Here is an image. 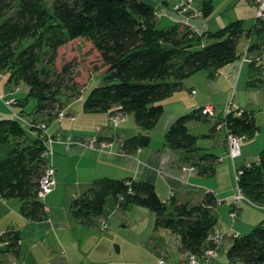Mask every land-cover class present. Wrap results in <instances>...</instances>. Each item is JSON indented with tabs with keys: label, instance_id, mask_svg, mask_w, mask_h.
Segmentation results:
<instances>
[{
	"label": "trees",
	"instance_id": "obj_1",
	"mask_svg": "<svg viewBox=\"0 0 264 264\" xmlns=\"http://www.w3.org/2000/svg\"><path fill=\"white\" fill-rule=\"evenodd\" d=\"M200 1V9L192 16L194 11L184 0L183 5H189L183 13L185 21L160 28L156 6L147 0H54L51 7L45 0H0V70L8 69L10 80L22 83L27 90L26 96L14 98L13 104L22 107L29 97L38 100L33 115L28 116L22 109L14 112L15 117L0 115V147H10L8 154L0 157V196L23 201L22 213L28 219L48 217L38 196L48 163L47 156H43L47 134L41 125L49 127L64 111L65 100L85 92L76 80L79 69L75 60H66L58 67L60 51L75 40L89 41L103 62L100 72L98 67L94 69L96 74L103 73V82L89 85L83 109L110 111L112 115L122 111L132 115L142 129L125 139L123 148L127 152L149 146L150 131L165 112L163 100L179 90L185 78L200 70H220L241 61L248 50L253 56L249 65L258 71L249 83L264 90V20L256 14L248 29L242 19H237L216 31L201 32L192 19L208 18L214 1ZM24 40L32 42L23 45ZM202 108L180 115L167 130L166 141L172 149L186 152L184 164L212 176L218 156L198 147V136L189 131L190 122L209 120ZM254 113L233 111L219 119L216 127L225 120L228 132L253 136L259 129ZM239 170L238 187L251 201L264 204V148L256 161L242 164ZM109 198L121 210L134 204L150 209L156 216V228L177 233L183 251L203 256L206 249L215 247L209 237L217 231L218 222L213 192H207L194 205L174 196L168 203L149 181L103 177L72 200L71 210L83 225L93 227ZM20 239L17 230L0 235L4 251L15 254ZM228 256L247 264L264 263V218L248 233L232 238Z\"/></svg>",
	"mask_w": 264,
	"mask_h": 264
},
{
	"label": "crops",
	"instance_id": "obj_2",
	"mask_svg": "<svg viewBox=\"0 0 264 264\" xmlns=\"http://www.w3.org/2000/svg\"><path fill=\"white\" fill-rule=\"evenodd\" d=\"M177 1L179 0H173V4ZM163 2L168 4L169 0ZM200 7L201 1L195 0L192 4L194 12H191L193 13L191 15L194 16ZM203 19L194 17L192 24L201 32L212 31V27L203 22ZM254 70L249 63L240 60L220 70L210 69V78L204 76L203 81L209 87L204 93L201 92L199 84L201 80L185 78L182 87L164 100L165 112L150 131L149 146L128 152L123 148L125 139L142 132V129L136 126V122H133L134 124L129 122L132 115L128 114L115 125L111 121L110 111L92 112L94 115L91 116V112L83 109L86 91L78 98L70 100V105L66 108L67 115L53 120L47 131L49 137L55 136L53 140L46 142L48 163L55 169V186L52 191L40 198L47 209L48 217L44 220L28 219L22 213L23 201L0 196V221L4 220L3 227L2 225L0 227V235L8 230H17L21 234L19 252L18 254L10 252L8 264H161L160 260L165 261L163 264H190L191 253L181 249L179 235L165 228L157 229L156 216L146 207L134 204L126 210H121L114 199L109 198L103 214L97 217L95 225L93 227L83 225L72 212L71 202L76 196L86 192L96 179L103 177L114 179L134 177L149 181L155 185L159 197L168 203L174 196L180 202L194 205L198 204L207 192H213L217 200L215 215L218 218L215 229L224 240L208 260L204 256L196 255V264H247L228 256L232 238L244 234L242 232L244 229H241L243 224L236 225L237 221L233 220L235 223L231 228L234 229L235 225L238 228L233 233L221 231L218 225V197L222 202L233 200L235 194L233 187L223 185V188L220 186L218 189L207 178H214L217 171H221L223 178L228 174L231 179L232 169L235 172V167L251 162L250 158L264 148V140L258 142L259 136L250 139L248 136L244 137L241 155L235 160L232 159L230 165L217 168L216 164L214 175L207 176L198 171L183 169L186 152L169 147L166 132L180 115L208 104L213 105L220 115L221 108H217L211 102L217 103L215 97L222 96L221 93L224 91L223 84L220 83L222 79L229 93L232 86H237L236 92L240 93L234 96L236 108L231 107L232 110L255 112L257 106L262 104V100L259 91L255 90L260 87H254L249 83V80L257 75ZM193 90H196V93H193ZM218 104L221 106V103ZM73 106H78V111L81 110L78 116L73 113ZM83 111L85 113L83 116H86L83 118L91 122L97 121L96 126H87L79 130L63 120L71 115L70 119L77 123ZM219 119L221 118L216 120ZM217 121L212 131L222 133L224 130L223 136L219 134V138L216 139L212 134L203 133L204 136L214 137L215 140L210 142L214 147H207L209 143L197 145L203 150H212V153L215 151L223 154L224 151L228 154L226 129L216 127ZM197 125L195 121L190 122L189 131L196 130ZM194 134L199 136L197 131H194ZM97 138L103 141L105 146L91 145V140ZM218 154L216 156L220 157ZM226 158L224 157L223 161ZM250 202L257 207H264L263 203ZM230 204L233 205L232 201ZM252 213L257 216V220L263 215L255 211ZM103 221L108 223L105 229L101 228ZM0 247L5 246L0 243Z\"/></svg>",
	"mask_w": 264,
	"mask_h": 264
},
{
	"label": "rangeland",
	"instance_id": "obj_3",
	"mask_svg": "<svg viewBox=\"0 0 264 264\" xmlns=\"http://www.w3.org/2000/svg\"><path fill=\"white\" fill-rule=\"evenodd\" d=\"M45 1L50 7L52 6L54 2V0H45ZM147 1L152 2L156 6L157 13H158L157 16L159 18L157 25L160 28L170 27L177 23H181L185 21L186 19V16L182 12L177 11V9L175 10L173 8V7L177 8L178 3L183 4L184 0H179L174 4H173V0H169V3H168L169 5L164 3L163 2L164 0H147ZM194 1L195 0L191 1L190 3L191 7ZM213 1H214V10L212 14L208 18L203 19V22L207 23L210 27H212L211 28L213 29L212 31H216L220 29L221 27H223L224 25H226L227 23L237 20V19H242L244 23V27L247 29L249 27H252V25L254 24L255 17L257 14V11H256L257 9L251 0H213ZM166 8H167V11H166ZM31 42L32 40H24L23 45H28ZM241 46H242V41H241L240 47ZM66 60H75V65L79 69V73L77 74L76 80L80 84L81 92L87 91L88 90L87 87H89V85H94V84L103 82L102 81L103 73H98V74L94 73L95 67H98V72L102 70L101 68H102L103 62L99 54L91 46V43L87 41L86 39L75 40L72 43L68 44L66 47H64L60 51L58 67L61 68L62 63L65 62ZM254 71L255 73H258V71L256 70ZM209 72H210V69H204L188 77V78H193L196 80H201L199 84H201L202 93H204V91L207 90V88H209L208 86H206V83L203 81L205 80V77H204L205 75L210 78ZM93 74H94L93 76L94 78H92L89 81L90 75H93ZM220 83L223 84V90H224L223 93H221L222 96L215 97L217 103L211 102V103H214V105H216L217 108H221L220 115H219V111H217V116L215 118L209 117L208 121H195V123L198 124L197 125L198 127L196 130L195 129L191 130V133L194 134V131L195 132L197 131V133L199 134L197 138V143L198 144L209 143L206 145L207 147H214L212 143L210 142L214 141L215 139L214 137L204 136L203 133L212 134L213 136H215L216 139L219 138L220 136L219 134L223 136L224 130L222 131V133H219L221 131H218V133H216V131H212V127L215 124V121H217L216 120L217 118L219 117L223 118V116L227 113L226 109L228 107H232L233 109L236 108V103L233 102L234 101L233 99L236 93H237V96L240 95L239 91L236 92L237 86H232L233 88L231 92L229 93L227 91L228 90L227 85L223 79L220 80ZM198 87L199 86H197V89H199ZM255 90L259 91V94L262 100L261 102L262 104H260V106H257V108L255 109V115H256L255 118L257 120L256 121L257 124L259 125V129L257 130L256 134H254L253 136H248V139L253 138L255 136H259L257 138L258 142H262V140H264V90L263 88H256ZM26 94H27V90L22 83L17 84V82L14 79L10 80V71L8 69L0 70V115L2 117H8V118L15 117L14 112H19L21 109L28 116L33 115V112L36 109L37 104H38V100L34 97H29L27 103L24 104L22 107H20L19 105L13 104V102L10 106H8L5 103V100L12 101V99L16 97L24 98ZM80 95L81 94L76 95L72 100L78 98ZM65 102H66L65 103L66 105H65L64 111L67 112L66 108L69 107L70 101L65 100ZM218 103H221V106ZM222 103H225V104H222ZM163 104H164V100H163ZM72 111L76 116H78V113L81 112V110L78 111V106H73ZM83 114H85L84 111L82 112V115L79 117L77 123H75L72 119H70L71 115H68L63 120L68 121L66 122V124H70L71 127L77 128L79 130L86 128L87 126H90V127L92 125L96 126L97 121L91 122V120L89 121L83 118V117H86V116H83ZM90 115L93 116L94 113L91 112ZM129 122L131 124H134L133 122H136V121L133 117H131ZM71 123H74V124H71ZM54 124H57V123H54ZM135 124L138 127L137 123ZM98 125L100 126L102 124H98ZM54 137L55 136L51 135L48 138H51V140H53ZM9 149H10L9 146L0 147V157L6 156L9 152ZM205 151L211 152L212 150L211 151L205 150ZM259 151L261 150H258L257 154H254V156L250 158L251 162H254L258 159V155L260 153ZM213 153L218 154L215 151ZM218 155L219 156L221 155L220 157H227V158L223 162H217V168L224 166V165H230L232 163L231 157L226 152L223 151V154H218ZM237 167L239 168L240 166H237ZM231 172H232L231 179H229L228 174L226 178H223L221 171H217L214 178L210 177L207 179L210 180L211 184L213 182V185L218 187V189H220V186L221 188H223V185H225L226 187H229L230 185H232L233 192L235 193L234 196H235L238 192V181H237V178H236V175L233 169ZM17 199L13 198V200H17ZM218 199H219V204L217 206V212L219 216L218 225H220V229L223 232L228 231L230 233H233L237 231L238 229L236 225L240 226L241 224H243L241 226V229H244L242 232L248 233L253 227L258 225V223H260V221L264 218V207L263 206L257 207L252 202H250L251 200L248 198V200L246 199L241 202V205H240L241 208L239 207L237 208V210L239 209L238 217L234 220L235 222L236 221L237 222H236L234 229H232L233 228L232 224L234 225L235 222L233 223V218H232L233 205L230 203L231 201L233 203V200L230 199V200H227L226 202H222L220 197H218ZM252 211H255V213L257 212L262 213L263 215L259 217V220H257V216L254 215ZM3 218L5 217L3 216ZM3 223H4V220L0 221V227L1 225L3 227ZM249 225H253V226H249ZM245 228L247 230H245ZM5 247H0V264H8L9 258H11V253L8 251H4Z\"/></svg>",
	"mask_w": 264,
	"mask_h": 264
},
{
	"label": "built area",
	"instance_id": "obj_4",
	"mask_svg": "<svg viewBox=\"0 0 264 264\" xmlns=\"http://www.w3.org/2000/svg\"><path fill=\"white\" fill-rule=\"evenodd\" d=\"M191 1L193 0H188L189 4L191 3ZM252 2L254 3V5L257 7V17L260 19V20H264V0H252ZM184 4V3H183ZM180 7L179 5L177 6L178 9H180V12L182 13H185L187 12L188 8H189V5H183ZM253 60V56H251L250 52L248 50H245V52L243 53V56H242V59L241 61L243 63H249ZM261 60L262 62H264V54L262 55L261 57ZM261 76H263L264 78V69L261 70ZM193 93H196V90H193ZM8 100H5V103L8 104V105H11L12 102L14 103V99H12V101H8ZM227 113H231L233 112L232 108L231 107H228L226 109ZM202 113L204 115H207L208 117H213L215 118L217 116V111L215 109V107L211 104H208V105H205L203 108H202ZM240 113V112H239ZM17 115V114H15ZM66 116V112L65 111H61L59 113V117L58 118H61V117H64ZM127 114L122 112V111H119V112H116L115 114H113L111 116V120L112 122L117 125L119 123L120 120H124L126 118ZM226 122L225 120L219 122L218 124V127H224L226 129V133H227V146H228V154L229 156L231 157V159L235 160L236 158H238L240 155H241V145H242V142L244 140V136H241V135H237V134H233V133H230L228 132V129L226 128ZM42 128H44V132L46 131V134H47V130H48V126L46 124H42L41 125ZM48 134H47V140H51V138H48ZM91 145H102V146H105V143L103 141H100L97 139H93L91 140ZM109 145V144H107ZM43 156H47V152H44V155ZM224 160V157H218L217 158V161L218 162H222ZM183 169L185 171H195L196 168L192 165V164H183ZM54 174H55V169L50 166L49 164L46 165V168H45V172L40 180V189H39V192H38V196L39 198H42L44 197L47 193H49L50 191H52V189L54 188L55 186V178H54ZM239 174H240V170L238 167H235V175H236V178H237V181L239 179ZM248 200V198L245 196V194L243 193V191L241 190L240 187H238V192L237 194L233 197V211H232V218L233 220H235L237 217H238V211L239 209L237 210V208H241L240 205H241V202L243 200ZM45 210L46 207H45ZM108 223L106 221H103L101 223V228L105 229L107 227ZM210 239H212L214 241V248H208L205 250V253H204V257L205 259H209L212 255L215 254V251L216 249L219 247V245H221L222 241L224 240V237L221 236L217 231H215L214 233L210 234ZM191 258L189 259V262L190 264H196L197 263V258H196V255L194 254H191L190 256ZM160 263L163 264L165 263L164 260H160Z\"/></svg>",
	"mask_w": 264,
	"mask_h": 264
}]
</instances>
